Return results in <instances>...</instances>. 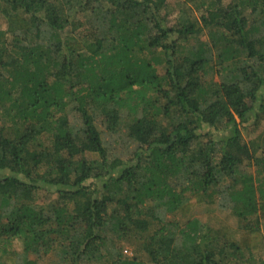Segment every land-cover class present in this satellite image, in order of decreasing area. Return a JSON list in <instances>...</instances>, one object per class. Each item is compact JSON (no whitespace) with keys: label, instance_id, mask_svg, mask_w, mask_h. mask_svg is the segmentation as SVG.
Wrapping results in <instances>:
<instances>
[{"label":"trees","instance_id":"obj_1","mask_svg":"<svg viewBox=\"0 0 264 264\" xmlns=\"http://www.w3.org/2000/svg\"><path fill=\"white\" fill-rule=\"evenodd\" d=\"M263 248L264 0H0V264Z\"/></svg>","mask_w":264,"mask_h":264},{"label":"rangeland","instance_id":"obj_2","mask_svg":"<svg viewBox=\"0 0 264 264\" xmlns=\"http://www.w3.org/2000/svg\"><path fill=\"white\" fill-rule=\"evenodd\" d=\"M173 1H177V0H173ZM203 39H206V37H204ZM249 130L251 131L250 127H249ZM53 195H54V193L50 194V193H46V192L41 191L40 193L37 194L38 203L46 202L49 198H53ZM124 250H125L124 254L127 256L134 255V249L132 246H125ZM257 257H261L262 259H264V248L260 251V254Z\"/></svg>","mask_w":264,"mask_h":264}]
</instances>
